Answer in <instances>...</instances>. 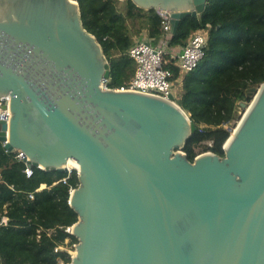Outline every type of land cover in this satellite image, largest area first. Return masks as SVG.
<instances>
[{
	"label": "water",
	"instance_id": "1",
	"mask_svg": "<svg viewBox=\"0 0 264 264\" xmlns=\"http://www.w3.org/2000/svg\"><path fill=\"white\" fill-rule=\"evenodd\" d=\"M131 1L169 12L171 35L206 4ZM109 75L76 0H0V143L30 169L77 172L70 264H264V83L224 156L190 161L197 127L175 96L102 89Z\"/></svg>",
	"mask_w": 264,
	"mask_h": 264
},
{
	"label": "trees",
	"instance_id": "2",
	"mask_svg": "<svg viewBox=\"0 0 264 264\" xmlns=\"http://www.w3.org/2000/svg\"><path fill=\"white\" fill-rule=\"evenodd\" d=\"M76 1L84 28L109 63L107 86L127 85L136 68L128 55L133 37L143 30L154 43L163 37L158 12L131 0ZM196 30L207 32L204 56L181 74L169 49L184 47ZM167 47L163 66L177 85L175 102L197 127L181 150L190 161L203 152L224 156L223 145L241 112L264 83V0H206L202 13L179 21ZM24 169L0 143V223L7 218L6 225L0 224V264H67L71 255L65 248L77 243L66 230L78 220L68 203L79 184L77 172L33 167L27 175ZM58 246L64 249L55 251Z\"/></svg>",
	"mask_w": 264,
	"mask_h": 264
},
{
	"label": "built area",
	"instance_id": "3",
	"mask_svg": "<svg viewBox=\"0 0 264 264\" xmlns=\"http://www.w3.org/2000/svg\"><path fill=\"white\" fill-rule=\"evenodd\" d=\"M164 13V18H161V28L163 32L161 40L162 43L167 45L170 36V13ZM206 42L207 32L205 30H196L192 32L187 44L180 49L181 51L179 50L180 52L177 54L171 53V57L175 59V64L181 74L187 73L196 67L198 62L204 56ZM164 46L154 43L152 39L135 41V43L129 48L128 55L134 60L136 68L128 84L116 88H110L107 86L108 78H105L102 80L101 88L148 93L162 98H167L169 94L175 96L174 84L171 80V72L163 66L162 56L165 50ZM9 101L10 99L8 95L0 96V120H4L7 123L10 117ZM14 157L23 162L22 152L18 150L15 151ZM30 171L31 169L25 165L24 172L28 175L30 174ZM43 187L44 185H41L39 189ZM29 197L32 198V195L29 194ZM0 224H7V218L5 216L2 217ZM66 230L70 232V227ZM73 247L75 248V244ZM62 249H64L62 246H58L54 250L58 251Z\"/></svg>",
	"mask_w": 264,
	"mask_h": 264
},
{
	"label": "rangeland",
	"instance_id": "4",
	"mask_svg": "<svg viewBox=\"0 0 264 264\" xmlns=\"http://www.w3.org/2000/svg\"><path fill=\"white\" fill-rule=\"evenodd\" d=\"M158 41H159V43H157L158 45H160V46H164V45H165V43H162L161 40L158 39L157 42H158ZM164 47H165V49L168 48L167 45H165ZM169 50H170L171 53H174V54H177L178 52L181 51L180 49H179L180 51H179V50H178V51H175V50H173V49H169ZM175 92H177V90L174 89V93H175ZM252 99H253V98H252ZM251 101H252V100H251ZM251 101H250V103H251ZM250 103H249V104H250ZM249 104H248V105H249ZM244 111H245V110H244ZM244 111L241 112V117H242ZM239 120H240V119H239ZM239 120H238V121L236 122V124L234 125L233 130H234L235 127L237 126ZM233 130H232V131H233ZM201 149H202L201 147L196 148V151H197V152H200ZM65 249L68 251V253H69L71 256H72V255L74 254V252H75V248H74L73 246H72L71 248H65ZM59 263L62 264V262H59ZM63 264H64V263H63ZM68 264H70V262H69Z\"/></svg>",
	"mask_w": 264,
	"mask_h": 264
},
{
	"label": "crops",
	"instance_id": "5",
	"mask_svg": "<svg viewBox=\"0 0 264 264\" xmlns=\"http://www.w3.org/2000/svg\"><path fill=\"white\" fill-rule=\"evenodd\" d=\"M133 38H134L135 41L150 39V38L147 36V31H146V30H143L138 36H134ZM159 40H161V38H159ZM161 41H162V40H161ZM157 43H159V41H158ZM173 50L178 51L179 48H174ZM173 84H174V83H173ZM174 85H175V88H174V89L176 90V89H177V85H176V84H174ZM178 86H179V85H178Z\"/></svg>",
	"mask_w": 264,
	"mask_h": 264
},
{
	"label": "bare ground",
	"instance_id": "6",
	"mask_svg": "<svg viewBox=\"0 0 264 264\" xmlns=\"http://www.w3.org/2000/svg\"><path fill=\"white\" fill-rule=\"evenodd\" d=\"M9 96V95H8ZM66 167L68 168H77L78 165H77V162L74 161L73 159H68L67 163H66ZM76 251L74 252L73 255H75Z\"/></svg>",
	"mask_w": 264,
	"mask_h": 264
}]
</instances>
